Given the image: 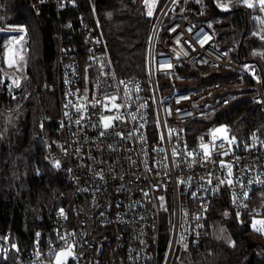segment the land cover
Wrapping results in <instances>:
<instances>
[{
    "label": "built area",
    "instance_id": "2783aa9c",
    "mask_svg": "<svg viewBox=\"0 0 264 264\" xmlns=\"http://www.w3.org/2000/svg\"><path fill=\"white\" fill-rule=\"evenodd\" d=\"M49 1L58 20L55 73L41 87L54 91L55 99L40 113L37 136L46 143L47 162H59L72 198L54 210L48 229L34 232L30 246L18 247L8 231L1 235L0 258L44 264L54 246L71 244L73 264H170L180 248L195 247L208 234L207 209L224 193L235 216H264V46L242 55L224 43L215 25L220 16L209 13L204 0H166L149 28L145 79L119 76L92 1L88 12L78 0ZM224 1L246 6L242 0ZM66 8L76 17L62 18ZM24 78L0 65V82L11 96ZM37 89L28 88L22 102ZM242 92L258 106L262 130L242 140L226 125L234 141L213 142L220 110ZM113 96L118 109L106 99ZM106 116L120 119L105 129ZM201 144L209 145V158ZM159 201L171 216L160 258Z\"/></svg>",
    "mask_w": 264,
    "mask_h": 264
},
{
    "label": "trees",
    "instance_id": "16d2710c",
    "mask_svg": "<svg viewBox=\"0 0 264 264\" xmlns=\"http://www.w3.org/2000/svg\"><path fill=\"white\" fill-rule=\"evenodd\" d=\"M88 12L89 0H78ZM99 26L119 76L145 79L146 42L152 19L166 0H152V15L142 0H91ZM218 0H204L207 11L217 14L215 23L224 43L246 55L250 47L264 46V14L259 4L248 8L239 3L219 9ZM2 12L10 24L26 30L22 52L25 78L15 96L3 90L0 82V236L18 247L30 246L37 229H48L54 213V192L59 188L65 200H71L72 188L59 167L46 158V143L38 138L42 110L54 104V91L44 89V80L52 81L55 73V18L49 0H0ZM149 9V8H148ZM76 11L66 8L61 17L75 18ZM260 19V20H259ZM1 49V47H0ZM38 85L24 102L32 85ZM220 116V117H219ZM219 120L229 125L239 139H247L252 130H262L261 113L247 92H242L219 113ZM166 213L160 214L158 255L164 253L167 234ZM251 217L235 216L226 193L215 198L206 212L208 234L195 247L180 248L170 264H264V233L251 226ZM219 225L227 233L222 237L213 228ZM217 230V229H216ZM52 254L46 256L49 258ZM0 264H11L8 256ZM68 264H73L69 259Z\"/></svg>",
    "mask_w": 264,
    "mask_h": 264
},
{
    "label": "snow or ice",
    "instance_id": "6c2138e0",
    "mask_svg": "<svg viewBox=\"0 0 264 264\" xmlns=\"http://www.w3.org/2000/svg\"><path fill=\"white\" fill-rule=\"evenodd\" d=\"M242 2L248 7V8H253L255 6L254 3L251 2V0H242ZM258 4L261 6V10L264 11V0H257ZM149 16H151L152 13V9L151 6L149 7V11L147 13ZM10 30H16V31H20V32H24L25 30L21 27L19 29H10ZM176 29H173V31H175ZM189 31H191V29H189ZM25 37L22 35L20 36L18 39L16 37H12V39H10L6 45H4L5 49H6V61H7V66L9 68L11 67H17L19 70V63L23 62L25 57L22 54V49H21V45L24 42ZM210 39V37H209ZM261 39H264V36H261ZM179 43V41H178ZM205 43H207V41H205ZM19 80L18 79H14L12 81V85L15 87H19ZM106 99L110 100L111 104H112V108H120L121 105L116 104L115 100L117 99V97H110ZM96 103H100V101H96ZM93 107H95V104L92 105ZM80 108H85V105H80ZM80 108H78L77 110L79 111ZM106 110H111L107 108V105H105ZM134 118V117H133ZM83 119V117H82ZM114 119H120L119 116L116 117H111V116H106L102 118V122H103V127L105 129H108L109 127L112 126V121ZM77 123H80V121H77ZM104 133H101V135H103ZM212 138H213V142L218 139H226L229 140V143H232L234 141V137L229 139L228 137V129L226 126H222L220 128H217L215 130L212 131L211 133ZM161 139H163V137H161ZM201 149L204 153L205 158H209L211 156V152L209 151V145L207 144H201ZM174 155H178L177 153H173ZM189 156L192 155V153H188ZM224 155H227V153H224ZM56 167H59V162H56ZM222 166H224L222 164ZM228 168V173L229 176H231V165H227ZM220 183H225V181H221ZM228 184H232V180L229 179L227 181ZM245 198H247V193L245 194ZM235 202V199H234ZM61 215H64L63 209H61ZM239 215V213L237 214ZM198 219V217H197ZM252 227L254 230L258 231V232H262L264 233V219H259V220H253V224ZM37 237H39L40 233L36 234ZM61 240H65V237H61ZM37 245H38V241H37ZM14 249H16V251H19V249L17 248L16 245L12 246ZM75 246L74 245H67L66 247L60 248L59 251L55 250V246L52 249V256L53 259L51 261V264H68L69 259H75L76 258V254L74 251ZM4 249H0V252H3ZM40 253H37V258L39 259L40 257Z\"/></svg>",
    "mask_w": 264,
    "mask_h": 264
},
{
    "label": "rangeland",
    "instance_id": "374dc122",
    "mask_svg": "<svg viewBox=\"0 0 264 264\" xmlns=\"http://www.w3.org/2000/svg\"><path fill=\"white\" fill-rule=\"evenodd\" d=\"M142 2H145V4L148 6L147 7V11H149V7L151 6V9L153 10L154 8V3L152 2V0H142ZM219 3V5L221 6L222 10H225L228 8V6H225L224 3L225 1L224 0H218L217 1ZM4 7V6H3ZM3 7L0 6V65L1 66H4V65H7V61H6V49L4 47V45L7 44V42L12 39V37H16L17 39L20 37V36H26L25 33H26V30L25 28L23 27V25L21 24H10L9 23V20L5 17V13L2 12L3 10ZM261 8V6H260ZM262 13L264 14V11H262ZM260 20V19H259ZM12 27H18V28H23L25 31L24 32H18V31H10V30H7V28H12ZM26 39V37H25ZM24 39V40H25ZM23 47V44L21 45V49ZM23 54V52H22ZM15 68L16 70H18L17 67H13ZM24 61L23 62H20L19 63V72L23 73L24 71ZM222 126H226L225 123H219L217 124L213 130L217 129V128H220ZM230 133L228 132V137H229ZM163 213H166V216L164 218V225H165V231H166V234H167V238H168V235H169V232H170V223H171V216H170V212L168 211V208H167V205L161 201H159V214H163ZM259 219H264V216L262 215H254L251 217V226L253 224V220H259ZM217 229V230H216ZM214 232L219 235V236H222V237H227V233L222 229L221 226L217 225L215 226V228H213ZM63 247H66V246H62L60 248H63ZM60 248H58V250L56 251H59ZM53 259V256L51 255L49 258H45L44 260V264H51V261Z\"/></svg>",
    "mask_w": 264,
    "mask_h": 264
},
{
    "label": "water",
    "instance_id": "95a60500",
    "mask_svg": "<svg viewBox=\"0 0 264 264\" xmlns=\"http://www.w3.org/2000/svg\"><path fill=\"white\" fill-rule=\"evenodd\" d=\"M230 6H234V3L231 2ZM63 200H64V196L61 190L59 188H56L54 192V201L52 204L53 210H56L59 207V205L63 202Z\"/></svg>",
    "mask_w": 264,
    "mask_h": 264
}]
</instances>
